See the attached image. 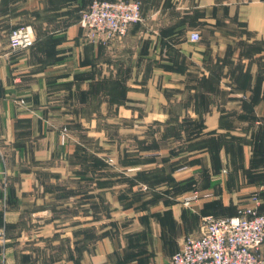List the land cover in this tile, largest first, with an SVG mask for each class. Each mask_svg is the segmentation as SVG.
<instances>
[{"label": "crops", "instance_id": "1", "mask_svg": "<svg viewBox=\"0 0 264 264\" xmlns=\"http://www.w3.org/2000/svg\"><path fill=\"white\" fill-rule=\"evenodd\" d=\"M91 2L0 0V264H169L205 215L264 210V0H139L95 39Z\"/></svg>", "mask_w": 264, "mask_h": 264}, {"label": "built area", "instance_id": "2", "mask_svg": "<svg viewBox=\"0 0 264 264\" xmlns=\"http://www.w3.org/2000/svg\"><path fill=\"white\" fill-rule=\"evenodd\" d=\"M143 19L138 0H93L81 12L79 23L90 38L125 36L131 25ZM200 34L192 32L191 41ZM35 41L28 24L13 28L9 33L12 51L26 49ZM264 128V117L257 122ZM200 198L197 189L185 194L182 203L191 206ZM252 204L226 217L205 215L198 235H189L175 251L169 264H264L261 250L264 245V210L261 198L255 193ZM0 241L5 244L6 233L0 228Z\"/></svg>", "mask_w": 264, "mask_h": 264}, {"label": "rangeland", "instance_id": "3", "mask_svg": "<svg viewBox=\"0 0 264 264\" xmlns=\"http://www.w3.org/2000/svg\"><path fill=\"white\" fill-rule=\"evenodd\" d=\"M92 1H93V0H92ZM138 1H139V0H138ZM20 25H23V24H20ZM20 25H18V26H20ZM16 27H17V26H16ZM13 28H15V27H13ZM13 28H12V29H13ZM12 29H11V30H12ZM11 30H10V31H11ZM11 51H12V50H11ZM17 51H18V50H17ZM66 135H67V131H66V129H64V130H63V135H62V136H63V141H65V139H66ZM1 228H2V227H1ZM197 235H198V234H197Z\"/></svg>", "mask_w": 264, "mask_h": 264}]
</instances>
